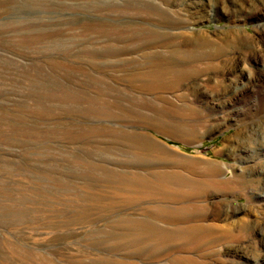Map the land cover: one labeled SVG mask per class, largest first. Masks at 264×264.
Instances as JSON below:
<instances>
[{
	"label": "rangeland",
	"instance_id": "1",
	"mask_svg": "<svg viewBox=\"0 0 264 264\" xmlns=\"http://www.w3.org/2000/svg\"><path fill=\"white\" fill-rule=\"evenodd\" d=\"M125 2L0 0V264H92L97 260L93 256L103 251L100 256L105 260L106 253H112L105 235L119 239L130 233L124 227L115 228L120 217L152 219L170 228L169 219L158 218L156 208L153 211L158 205L169 206L166 199H154L152 212L145 208L135 212L141 202L108 211L81 198L94 190L99 195L96 191L93 196H101L102 191L105 197L110 195L111 188L103 184L110 171L119 177L122 167L120 177L129 172V178L135 174L151 178L168 171L194 182L190 188L200 184L203 193L193 201L207 204L209 223L228 224L240 235L219 242L215 249L220 254L207 259V264H264V0H155L163 16L183 20L180 28L160 20L155 7L151 9L156 15L150 18L126 15ZM141 26L159 36L157 51L166 49L163 43L177 47L184 42L178 46L182 51L202 55V61H208L198 64L200 75L172 91L141 89L131 77L146 66L143 52H156V46L135 52L139 42L130 40V35ZM101 109L110 113H98ZM130 110H139L162 132L128 126L145 119ZM114 113L116 120H109ZM121 115H127L126 122ZM134 129L151 136L165 151L168 168L153 172L156 168L143 167L151 164L141 163L144 159L138 156L143 154L135 153L127 140L126 133ZM91 160L95 167L104 168H95ZM87 177L93 183L90 186ZM86 187L91 189L86 192ZM34 198L39 200L35 203ZM76 202L80 205L75 206ZM2 208H8L9 215ZM84 208L90 220L68 225ZM97 241L105 245L97 246ZM166 242L157 238L151 244H130L118 249L117 255L141 250L128 260L170 264Z\"/></svg>",
	"mask_w": 264,
	"mask_h": 264
},
{
	"label": "bare ground",
	"instance_id": "2",
	"mask_svg": "<svg viewBox=\"0 0 264 264\" xmlns=\"http://www.w3.org/2000/svg\"><path fill=\"white\" fill-rule=\"evenodd\" d=\"M155 0H126L127 2V5H126V11H124V13L126 15H129V16H135V17H147V18H150L152 16H155L156 13L155 12H152L153 7H155V5L153 4ZM125 2V4H126ZM113 3V2H112ZM113 5V4H112ZM154 5V6H153ZM101 6V5H100ZM256 7V6H255ZM156 8V7H155ZM123 10V9H122ZM154 10H157L158 11V14H161L162 11L160 9H154ZM165 13V12H164ZM164 14H161L160 15V20H162L164 23H167L175 28H180L183 24V20H174V19H171L170 17H165L163 16ZM124 16V15H123ZM158 16V15H157ZM128 17V16H127ZM125 18V17H123ZM145 19V18H144ZM176 19V18H175ZM149 20V19H148ZM131 21V20H130ZM152 21V20H150ZM155 21V20H154ZM157 21V20H156ZM161 21V22H162ZM159 22V21H158ZM160 22V23H161ZM135 23V22H134ZM144 23V22H143ZM130 24V23H129ZM133 24V23H131ZM130 24V25H131ZM136 24V23H135ZM141 24V23H139ZM127 25V24H126ZM145 25V24H144ZM152 25V24H151ZM146 26H149V25H146ZM149 28V27H148ZM148 28H145L143 26L141 27H136L134 31L131 32V35H130V40H137L139 43L136 44V51L135 52H140L142 50H146V49H151L152 47L154 48V46H156V52H152V53H149L146 51L143 52L146 56H144L147 60L146 62V66H143L142 67H139L136 69V71L133 73L132 75V81L134 82H137V83H140L141 86L139 87H142L141 89L145 88L147 90H152L155 92V89L156 91H165L166 90H170L172 91L173 89H175V87L179 86L181 83L183 82H186L188 80H190L192 77L194 78L195 75H200L199 74V69L198 68V64L199 63H204V60L202 61V58L203 56L202 55H196L194 53H187V52H184L182 51V49H180L182 46H180V48L178 47L179 45L176 47L174 44H165L163 43L164 45H162V47L166 48L164 49L163 51H157V47H160L161 45V42L157 39H159V36H157V33L153 32V31H150ZM156 30V29H155ZM160 32H158L159 34ZM117 34V33H116ZM179 36V35H178ZM177 36V37H178ZM182 37V35H181ZM109 38V36L107 37ZM113 38V37H112ZM120 38V37H119ZM128 38V37H127ZM129 40V41H130ZM128 41V40H126ZM171 42V41H170ZM141 43V44H140ZM172 43V42H171ZM178 43V42H176ZM184 43V42H183ZM181 43V45L183 44ZM167 45V46H166ZM185 45V44H183ZM134 46V45H133ZM130 47V46H129ZM132 47V46H131ZM169 47V49H167ZM111 48V47H110ZM115 48V47H114ZM185 48V47H184ZM187 48V47H186ZM133 49V48H132ZM131 48L129 49L132 50ZM192 49V48H191ZM96 50V49H95ZM105 50H108L107 48H105ZM104 50V51H105ZM112 50V49H111ZM110 50V51H111ZM185 50V49H184ZM133 51V50H132ZM153 51V50H152ZM193 51V49H192ZM201 51V50H200ZM119 52V51H117ZM128 52V50H127ZM198 52V51H197ZM221 52V51H220ZM142 53V54H143ZM200 53V52H199ZM201 53H203L201 51ZM205 53V52H204ZM208 52L205 53V55L207 54ZM129 54V52H128ZM141 54V53H140ZM218 54V52H217ZM133 55V54H132ZM204 55V56H205ZM141 56V55H140ZM143 56V55H142ZM210 55L208 54V57ZM217 56V55H215ZM214 57V56H213ZM212 57V58H213ZM139 58V57H138ZM136 59V57H135ZM205 60H207L205 57H204ZM211 59V57H210ZM130 60V59H129ZM138 60V59H137ZM214 60V59H213ZM114 61V60H113ZM208 61V60H207ZM205 61V65H206V62ZM215 61V60H214ZM129 62V61H128ZM130 63V62H129ZM135 63V62H134ZM144 63H145V60H144ZM140 64V63H139ZM138 64V65H139ZM208 64V63H207ZM131 66V65H130ZM136 66V65H135ZM215 66V64H214ZM134 67V66H133ZM206 67V66H205ZM132 68V66L130 67ZM129 68V69H130ZM202 68H203V65H202ZM126 69V68H125ZM135 69V68H134ZM211 69V68H210ZM212 70V69H211ZM128 71V70H127ZM205 71V70H204ZM131 72V70H130ZM203 72V71H202ZM129 76V75H128ZM131 81V82H132ZM129 82V81H128ZM182 86V84L180 85ZM144 89V90H145ZM177 89V88H176ZM116 90V89H115ZM140 91V90H139ZM142 91V90H141ZM98 92V91H97ZM101 92V91H100ZM121 92V91H120ZM142 93V92H141ZM157 95V94H156ZM162 95V94H161ZM99 96V95H98ZM161 97V96H160ZM114 98V97H113ZM102 99V98H101ZM80 100V98H79ZM84 100V99H83ZM95 100V99H94ZM106 100V99H105ZM104 101V100H103ZM107 101V100H106ZM101 102V101H100ZM117 104V103H116ZM108 105V104H106ZM113 105V104H112ZM105 106V105H103ZM111 106V105H110ZM118 106V105H117ZM82 107V106H81ZM87 108V106H85ZM134 107V106H133ZM80 108V107H79ZM89 108V107H88ZM81 109V108H80ZM93 109V108H92ZM135 109V108H134ZM87 110V109H86ZM113 110V109H112ZM116 110V109H115ZM114 111V110H113ZM122 111V110H121ZM137 112L139 110H136ZM98 113H101V114H104V113H110V111L107 112V110H104V109H101V110H97ZM112 112V111H111ZM124 112V111H123ZM121 112V114L123 113ZM137 112H133L132 110H130V113L134 114V115H137V116H140V120H142V117L145 118L142 120L141 123H133V124H129L128 126H131L134 128V126H140V127H148V128H152L154 130H156L158 133H161L162 132V127L156 125L155 122H153L152 120H150V118H147V117H144L143 115H141L140 113H137ZM118 113V111H117ZM143 113V112H142ZM83 114V113H82ZM126 114V113H125ZM88 115V114H87ZM120 115V114H119ZM124 115V113H123ZM133 115V116H134ZM90 116V115H88ZM114 116H115V113H114ZM132 116V118H133ZM146 116V114H145ZM163 116V115H162ZM101 117V116H100ZM103 117V116H102ZM126 116H123L121 115V118L126 122ZM130 117V115H129ZM153 117V116H152ZM113 117H111V119L109 120H116V116L114 117V119H112ZM132 118H128V119H132ZM135 119V117H134ZM160 119V118H159ZM120 120V119H117V121ZM139 120V121H140ZM158 123V122H157ZM122 125V124H121ZM127 125V124H126ZM127 127V126H126ZM127 129V128H126ZM130 130V129H129ZM135 130V131H134ZM132 132L129 131L127 132V140L130 142H127L129 143V147H130V144L135 147L134 148V151H139L138 153H142L141 155L142 156H138L139 158H143L144 161H141L144 162V163H149L151 164L150 166H143V167H148L149 169H154L156 168L155 171L153 172H157L158 170L161 171L162 169H165V168H168L170 165L167 164V163H164L165 160H168L164 157L163 159V155H164V152L162 151V148L159 146H157L155 140H153V138H150L151 136H148V134H143V133H139L138 131H136V129H134ZM117 132V131H116ZM111 135V134H110ZM118 135V134H117ZM100 136V135H99ZM120 136V135H118ZM117 136V137H118ZM112 137V136H111ZM125 137V135L123 136ZM109 138V137H108ZM101 139V138H100ZM115 139V137L113 138ZM72 140V139H71ZM95 140V139H94ZM124 140V139H123ZM101 142V140H100ZM125 142V143H126ZM81 144V143H80ZM86 144V143H85ZM131 146V147H132ZM98 147V146H97ZM111 148V147H110ZM113 148V147H112ZM127 148V146H126ZM125 148V149H126ZM97 149V148H96ZM109 149V148H107ZM105 149V150H107ZM124 149V148H123ZM131 150V149H130ZM109 151H111L109 149ZM114 151L116 152V150L114 149ZM137 151L135 153H137ZM168 151V150H167ZM91 152V151H90ZM98 152V151H97ZM114 152V153H115ZM131 154H133V150L130 151ZM128 152V154L130 153ZM163 152V153H162ZM103 153V152H102ZM113 153V152H112ZM122 153V152H121ZM127 153V152H126ZM109 154V153H108ZM118 154V153H117ZM127 155L125 153H122V155ZM88 155V154H87ZM92 155V154H91ZM98 155V154H97ZM138 155V154H137ZM96 156V155H95ZM128 156V155H127ZM168 156V155H167ZM166 156V157H167ZM102 157V156H101ZM133 157V155H132ZM125 160L127 159L126 156L124 157ZM147 158V159H146ZM168 158V157H167ZM134 159V157H133ZM81 160V159H80ZM84 160V159H83ZM132 160V159H131ZM90 161V160H89ZM88 161V162H89ZM121 161V160H120ZM130 161V160H129ZM137 161V160H135ZM87 163V161H85ZM93 161L91 160V163ZM94 163V162H93ZM92 163V164H93ZM156 163V166L155 167H152L154 164ZM89 164V163H87ZM90 164V165H92ZM117 164V163H116ZM58 165V164H57ZM94 167H95V164H93ZM97 165V163H96ZM132 165V164H131ZM129 165V166H131ZM144 165V164H143ZM102 165H99V166H96L97 169H99ZM121 166V165H120ZM124 166V165H123ZM126 166V165H125ZM128 166V167H129ZM95 167V168H96ZM103 167V166H102ZM122 167V166H121ZM135 167V166H134ZM215 167V166H214ZM104 168V167H103ZM103 168H101L103 170ZM106 168L108 167H105L104 170H106ZM110 168V167H109ZM112 168V167H111ZM110 168V169H111ZM211 168V167H210ZM113 169V168H112ZM115 171L117 170L116 168H114ZM122 170L120 175L122 176V173L124 172V168L122 167L121 168ZM145 169V168H144ZM119 170V169H118ZM127 170V169H126ZM137 170V169H136ZM110 171V170H109ZM114 171V170H113ZM123 171V172H122ZM130 171V170H129ZM133 172V169L131 170ZM139 172L137 173H141V170H138ZM213 170L209 171L210 174ZM100 172H103L100 170ZM99 172V173H100ZM108 172V171H107ZM131 172V173H132ZM144 172V171H143ZM151 172V171H150ZM99 173L97 175H99ZM111 173V176L108 177V179L106 178L107 175H106V179L104 178L105 180V183L106 185L103 184V186H107L108 184V188H111L112 190V193L110 195H108L110 198L105 197V194L102 195L103 193V189L101 190L102 193H101V196H93L94 195V192H96L97 190H94L92 191V195H88V194H91L90 192H88L87 190L88 189H91L86 187V192L87 193V196H86V193L84 196H81L84 197L83 200H86V201H90L91 204L92 202H95V205L96 204H100L101 206L100 209H107L108 211L111 210H117L119 206L121 205H136L137 203L141 202V204L138 206V208L135 207V212L136 210H152L153 208V205L152 203H154L155 201H153L154 199H159L157 197H160V198H163V199H166L168 201H170L169 203L167 202L166 204H168L169 206H165L162 207V205H160L161 207H154L153 211L155 210L156 208V216L158 218H167V220L169 219L170 222V225L171 227L170 228H163L161 227L158 223H156L154 220H148V219H143V218H139L138 216L137 217H128V218H122L120 217V219L118 217V220L117 222L115 223V228L116 229H120V228H126L127 230L130 231L129 235L127 236H121L119 239H116L114 238L113 235H110V234H107L105 235L108 239L110 238V243L111 244V247H112V253H106V257L105 260L103 259L104 257L100 256L101 254L104 253H100L101 254H96L97 256H93V257H97L96 259L97 260H93V263L92 264H136V262H134L133 260H128V259H131L133 257L134 254H140L142 253L143 251L141 250H137V252H135L134 254H123V255H117L118 253V249H120L121 247L123 246H128L130 244H138V243H149L151 244V242H154L156 241V239L158 238L159 240H164V241H167V248L166 250H168L170 252V255L171 256V260H170V264H207V259H209L211 256H218L220 254V251L219 250H216L215 248L217 247V244L223 240H225L226 238L228 237H231V238H238L240 235L237 233H235L234 229L235 228H232L230 225L226 224V226H220L216 223H209V212H208V209H207V204H204L206 206L203 205L202 201H193L194 198H199L201 197V193H203L202 191H200L198 189V186L199 185H195L196 188H190L192 186V184L194 183H189L190 181H186L185 179H183L180 176H178V174H171L170 173L168 174V171H165V172H157V174L155 173L152 174L151 178H148V177H145V176H142L140 174H135L134 177H131L129 178L128 177V174H130L129 172L127 173V171L125 173H127L126 177H119L118 176H115L113 175V173L110 171ZM117 173V172H116ZM146 173V172H145ZM213 173V172H212ZM102 174V173H101ZM100 174V175H101ZM104 174V173H103ZM106 174V173H105ZM124 174V173H123ZM142 174V173H141ZM80 175V174H79ZM133 176V174H131ZM130 175V176H131ZM144 175V174H143ZM150 175V174H149ZM81 176L84 178L85 175H82ZM88 176V175H87ZM90 176V175H89ZM103 176V175H102ZM102 176H99L100 178H98L99 180L102 179ZM73 177V176H72ZM77 177L78 174H77ZM91 177V176H90ZM96 176L94 175L93 178H95ZM98 177V176H97ZM104 177V176H103ZM214 177V176H213ZM81 178V177H80ZM92 178V179H93ZM205 178V177H204ZM86 179V178H85ZM88 179L89 177H87V182L88 185H89V182L92 183V181L89 180L88 182ZM91 179V180H92ZM97 179V182H100L98 181ZM212 179V178H211ZM85 180V181H86ZM94 180V179H93ZM96 180V179H95ZM103 180V181H104ZM64 181V180H63ZM63 181L61 183H63ZM101 181V182H103ZM209 181V180H208ZM216 181V180H215ZM219 181V180H218ZM96 182V184H97ZM205 182V183H204ZM203 183L206 184V181H204ZM217 182V181H216ZM66 183H68L67 181H65V185H67ZM104 183V182H103ZM222 183V182H221ZM93 184V183H92ZM95 184V183H94ZM102 184V183H101ZM202 184V182H201ZM212 184V183H211ZM98 185V184H97ZM110 185V187H109ZM203 185V184H202ZM223 185V184H222ZM86 186V185H85ZM90 186V185H89ZM92 186V185H91ZM95 186V185H94ZM101 186V185H100ZM208 186V185H206ZM212 186V185H211ZM102 187V186H101ZM93 188V187H92ZM104 190L107 189L105 187H103ZM192 189L191 191H189L190 189ZM93 189H96L93 188ZM205 189V187H204ZM207 189V187H206ZM205 189V191H206ZM65 189H63L62 191H64ZM109 190V189H108ZM109 190V191H111ZM80 191V190H79ZM84 192V191H83ZM98 192V191H97ZM106 191H104L105 193ZM9 193V192H8ZM46 194V192H44ZM43 193V195H44ZM107 193V192H106ZM115 194L114 197H112V194ZM205 193V192H204ZM35 194V193H34ZM42 194V193H41ZM60 194V193H59ZM81 194L83 195L82 191H81ZM99 195V192L96 193V195ZM25 194H23L24 196ZM30 195V194H29ZM37 195V194H36ZM40 195V194H39ZM58 195V193H57ZM61 195V194H60ZM50 196V195H49ZM55 196V195H54ZM64 196V195H63ZM61 196V197H63ZM79 196V197H80ZM200 196V197H199ZM6 197V196H5ZM8 197V196H7ZM6 197V198H7ZM25 199H26V196H24ZM52 197V196H51ZM60 197V196H59ZM58 197V198H59ZM66 197V196H65ZM63 197V198H65ZM10 198V197H8ZM45 198V197H43ZM42 198V199H43ZM75 198V197H74ZM80 198V199H81ZM11 199V198H10ZM9 199V200H10ZM33 199V197H32ZM36 198H34L35 200ZM48 199H50L48 197ZM47 199V200H48ZM149 199V201H148ZM162 199V200H163ZM23 200V199H22ZM37 201L39 200L36 199ZM36 200H35V203H36ZM50 200H53V199H50ZM81 200V201H83ZM147 200L148 202H143L142 201H145ZM203 200V199H202ZM25 201V200H24ZM41 201V200H40ZM189 201V202H188ZM27 202V201H26ZM79 202V201H78ZM88 202V203H90ZM207 202V201H206ZM24 203V202H23ZM41 203V202H39ZM45 203V201H43V204ZM51 203V201H50ZM56 203V202H55ZM77 203V202H76ZM75 203V204H76ZM80 203V202H79ZM83 203V202H82ZM161 204H163L162 202H160ZM159 203V204H160ZM34 204V203H33ZM32 204V205H33ZM38 204V203H37ZM47 204H49L47 202ZM52 204V203H51ZM85 204V203H84ZM87 204V203H86ZM146 204V205H145ZM150 204V205H149ZM202 204V205H201ZM3 205V204H1ZM8 205V204H7ZM7 205H4V206H7ZM25 205V204H24ZM29 205V203H28ZM80 204H76L75 206H78ZM90 205V204H89ZM94 204H92L93 206ZM94 205V206H95ZM13 206V205H12ZM15 206V205H14ZM19 206V205H17ZM34 206V205H33ZM59 206V205H58ZM127 206V207H128ZM156 206V205H155ZM3 207V206H2ZM16 207V206H15ZM13 207V208H15ZM22 207V205H21ZM20 207V208H21ZM30 207V206H29ZM45 207V206H44ZM88 207V205H87ZM90 207V206H89ZM98 207V206H97ZM124 207V206H123ZM5 208V207H4ZM4 208L3 211H4ZM8 208H9V205H8ZM6 208V209H8ZM11 208V206H10ZM18 208V207H17ZM16 208V209H17ZM23 208V207H22ZM24 208H26L24 206ZM31 208V207H30ZM53 208V207H52ZM50 208V209H52ZM78 208V207H77ZM82 208V207H81ZM96 208V207H95ZM94 208V209H95ZM6 209L4 212H6ZM19 209V208H18ZM27 209V208H26ZM29 209V208H28ZM33 209V208H31ZM46 209V208H45ZM54 209V208H53ZM98 209V208H97ZM13 210V209H12ZM20 210V209H19ZM37 210V209H36ZM44 210V209H43ZM63 210V209H62ZM91 210H93L91 208ZM102 210V211H103ZM120 210V209H119ZM123 210V209H122ZM134 210V209H132ZM2 211V212H3ZM9 211V210H8ZM16 211V210H14ZM18 211V210H17ZM17 211L15 213H17ZM22 211V210H21ZM20 211V212H21ZM26 211V210H25ZM31 210H29V213H30ZM34 211V209H33ZM38 211V210H37ZM41 211V210H40ZM45 211V210H44ZM52 211V210H51ZM88 211H86V209L84 208V210H82L81 212H79V214L72 218L71 217V220L70 222L68 221L67 223H69L68 225L70 224H73V223H77L80 221H83V220H87V218H85L87 215H88ZM97 211V210H96ZM99 211V210H98ZM24 212V210H23ZM23 212H22V215H23ZM32 212V211H31ZM49 212V211H48ZM65 212V211H63ZM92 212V211H90ZM134 212V211H133ZM152 212V211H151ZM7 213V212H6ZM13 213V212H12ZM46 213V212H45ZM54 213V212H53ZM58 213V212H57ZM69 213V212H68ZM97 213H100V212H96ZM102 213V212H101ZM112 213V212H111ZM139 213V212H138ZM142 213V212H141ZM149 213V212H148ZM8 214V213H7ZM11 214V213H10ZM51 212L49 213V216H50ZM72 214V213H71ZM106 214V213H105ZM134 214V213H133ZM132 214V215H133ZM146 214V212H145ZM153 214V213H151ZM6 215V214H5ZM9 215V214H8ZM27 215V214H26ZM45 215V214H44ZM91 215V218H93L94 220V217L92 216V214H89ZM33 216V214H32ZM31 216V217H32ZM37 216V215H36ZM39 216V215H38ZM37 216V217H38ZM48 216V215H47ZM73 216V215H72ZM96 216V215H94ZM99 216V215H98ZM96 216V218L98 217ZM122 216V215H121ZM126 216V215H125ZM153 216V215H152ZM29 217V216H27ZM34 217V216H33ZM32 217V219H33ZM101 217V216H100ZM25 218V217H24ZM36 218V217H35ZM44 218V217H43ZM42 218V219H43ZM58 218V217H57ZM69 218V217H68ZM67 218V219H68ZM95 218V219H96ZM12 219V218H11ZM17 219V218H16ZM64 219V218H63ZM66 217H65V221L67 220ZM70 219V218H69ZM21 220V219H20ZM27 220V219H26ZM35 220V219H34ZM50 220V219H49ZM90 220V219H88ZM91 220V222L93 221ZM97 220H100V219H97ZM14 221V220H13ZM30 221V220H29ZM27 221V222H29ZM37 221V220H36ZM40 221V220H39ZM37 222L40 223V222ZM51 221L54 222L51 218ZM50 221V222H51ZM157 221V220H156ZM160 221V220H158ZM15 222V221H14ZM17 222V221H16ZM20 221H18L17 223H19ZM33 222V221H32ZM51 222V223H52ZM84 222V221H83ZM90 222V221H89ZM96 222V220H95ZM45 223V222H44ZM48 223V221H47ZM110 223V222H109ZM20 224H22L20 222ZM32 224V223H31ZM88 224V223H86ZM168 225V224H167ZM166 225V226H167ZM23 226L25 227L26 225L23 224ZM30 226V225H29ZM50 226V225H49ZM48 226V227H49ZM83 226H86V225H83ZM44 227V226H43ZM52 227V226H50ZM81 227V225H80ZM79 227V228H80ZM245 227L244 225H241L240 228H243ZM54 228V227H53ZM78 228V227H77ZM45 229V227H44ZM71 229V228H70ZM83 231V230H82ZM71 232V231H70ZM81 232V231H79ZM28 234V232H26ZM88 233V232H87ZM31 234V233H30ZM74 235V233H72ZM89 234V233H88ZM26 236V235H25ZM29 236V235H28ZM32 236V235H31ZM30 236V237H31ZM87 236V234H86ZM94 236V234H93ZM43 237V235H42ZM64 237V236H63ZM78 237V236H77ZM157 237V238H156ZM68 238V237H67ZM31 239V238H30ZM43 239V238H41ZM61 239V238H60ZM93 239V238H92ZM97 239V238H96ZM166 239V240H165ZM38 240V239H37ZM70 240V238H69ZM43 241V240H41ZM52 242V241H51ZM17 243V242H16ZM97 246L98 244L100 246L102 245H105V242L104 241H97ZM154 244V243H152ZM161 244V243H160ZM109 245V244H108ZM166 245V244H165ZM162 246V245H161ZM16 247V246H15ZM110 247V248H111ZM162 248H165V247H162ZM161 248V249H162ZM160 249V251H161ZM19 250V249H18ZM165 250V249H163ZM63 251V250H62ZM89 251V250H88ZM155 251V250H154ZM83 252V251H82ZM163 252V251H162ZM20 253V252H18ZM87 253V252H86ZM14 254L15 252L12 254L13 257H14ZM61 254V253H60ZM88 254V253H87ZM109 254V256H108ZM21 255V253H20ZM63 255V254H61ZM92 255V254H91ZM90 255V256H91ZM1 258V257H0ZM95 259V258H93ZM13 261V259H12ZM11 261V262H12ZM10 262V261H9ZM13 263V262H12ZM77 263V261H76ZM78 264V263H77Z\"/></svg>",
	"mask_w": 264,
	"mask_h": 264
}]
</instances>
